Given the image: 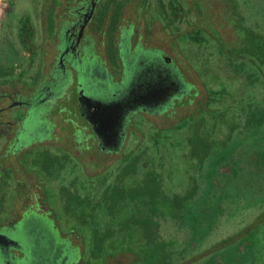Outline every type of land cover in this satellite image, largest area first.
<instances>
[{"label":"rangeland","instance_id":"374dc122","mask_svg":"<svg viewBox=\"0 0 264 264\" xmlns=\"http://www.w3.org/2000/svg\"><path fill=\"white\" fill-rule=\"evenodd\" d=\"M42 1L14 0L2 26L0 108L60 72L66 7L43 19ZM87 28L92 49L68 89L33 103L26 146H13L20 125L0 129V223L38 209L66 264H264V0H98ZM140 48L176 62L187 93L134 114L120 149L104 150L85 108L117 105L99 85L131 83L125 55ZM14 107L0 120L20 122ZM5 231L38 264L32 229Z\"/></svg>","mask_w":264,"mask_h":264},{"label":"flooded vegetation","instance_id":"af4514ba","mask_svg":"<svg viewBox=\"0 0 264 264\" xmlns=\"http://www.w3.org/2000/svg\"><path fill=\"white\" fill-rule=\"evenodd\" d=\"M95 1L96 0H89L88 3H85L87 5L86 7L84 6V10H82V7L71 10V12H73L72 20L65 23L63 44L59 48L57 68L60 72L54 73L51 77V79L54 80V82H51L53 83V88L50 87L47 88V90H42V92H40L42 96H38L39 98L33 97V99L30 100H24L22 97H18L17 99L10 98L9 101H13V103L7 108H0L1 114L6 111L14 110L16 108L14 107L15 105L23 107L22 109H24L20 122L11 119L7 121L0 120V129H3V136L5 137L10 134L9 125H14V123L20 125L21 129L17 130L15 143L13 144L15 148L22 149L23 146H26L25 143L22 142L21 137L25 134L26 124L32 116L30 110L33 103L37 101L38 104H44L45 102H43V100H50V97L53 98L56 94V96H58L63 89H68H65V86L67 87L71 82L69 80L70 70L72 69V71L76 73L75 75L79 73V67L83 61L80 56L90 52L92 49L91 39L93 34L87 33V27L90 22L89 16ZM165 55L164 53L162 57L149 56L147 52L144 50L142 51L140 48L134 53L125 55L128 63V70L133 71L132 74H135L133 75L134 77L131 83H128L130 80L128 81V78L124 75L120 84L113 83L114 87L117 89L114 93H110L109 88L107 89L103 84L99 85L104 93L102 99H104V101H109L111 99L110 96L117 98V102H114V104L117 105H114V108L120 109L118 117H112L113 122H111V124L113 125L110 127V134L112 137L111 145H113L112 148L114 150L111 148V151H117L120 149L119 147L123 145L126 138L127 126L134 114L164 113L168 107L170 108L172 100L173 103L178 102L183 95L187 93L188 85L185 82L179 66ZM91 69L92 67L90 66L89 71ZM99 69H101L100 65L94 67L93 74L94 76L99 75L103 77L99 74ZM139 72H142V74ZM76 81L77 76L74 82ZM79 87L83 93L86 92V88H83V86ZM91 88L95 89V86L90 85V89ZM45 94L46 98L42 99ZM83 100L85 99H80L79 101L82 102ZM92 103L94 104L95 102L93 101ZM92 103L85 108V115L88 119H92L93 113L96 112V108ZM112 113L114 116L115 110L112 111L111 114ZM6 125L8 126V130H4ZM91 128L95 131L94 125H91ZM98 140L99 143H101V140ZM30 209L32 208L29 207V210H27L23 216L21 215L22 217L15 223H0V260L6 258L9 264H26L25 256L22 254L21 244L17 242V238H11L5 231L7 229L19 233L22 224H25L32 229L36 237L38 264H66L67 259L63 255L66 252V250L63 249L64 245H60L53 237L49 239L47 222H45L41 216H36L35 213L39 211L38 209L35 211ZM46 242H48L49 245L46 244Z\"/></svg>","mask_w":264,"mask_h":264},{"label":"crops","instance_id":"0c3cea01","mask_svg":"<svg viewBox=\"0 0 264 264\" xmlns=\"http://www.w3.org/2000/svg\"><path fill=\"white\" fill-rule=\"evenodd\" d=\"M58 1V2H57ZM60 0H43L42 3L40 4L39 7L41 8V17L44 19H49L50 17H52V7L55 4H59L58 8H65L66 7V11L65 12H58L57 14L59 15L58 17L60 18H64V23H68L72 20V14L73 12H71L72 9H77V8H84V6L86 7L89 0H61V2H59ZM25 2V1H24ZM64 4H63V3ZM14 0H0V34L2 33V26L7 18V15L9 12H11L12 7L15 5L14 4ZM68 7V8H67ZM95 16V13H94ZM93 16V17H94ZM33 31V28L31 26H28L27 28V32L29 34H27V38L31 39V32ZM23 32H26L23 31ZM33 38V37H32ZM27 46H31L29 43L27 44ZM29 56V54H28ZM104 82V80L102 81ZM58 96H60V94H58ZM43 98H46V94L45 96H43ZM42 98V99H43ZM49 100V99H48ZM47 99L43 100V102H47Z\"/></svg>","mask_w":264,"mask_h":264},{"label":"water","instance_id":"95a60500","mask_svg":"<svg viewBox=\"0 0 264 264\" xmlns=\"http://www.w3.org/2000/svg\"><path fill=\"white\" fill-rule=\"evenodd\" d=\"M97 3L98 0L95 1L94 6L91 10L90 16H89V21H91V19L94 16L96 7H97ZM84 10V8L82 9ZM84 12V11H82ZM62 60V57H61ZM82 93V97L81 99H85L88 100V102L93 101L92 98L89 99L84 93L83 91ZM93 106H95L96 108V112L93 113L92 115V119H89L92 123V125H94V129L95 132L97 133L99 139L101 140V145L104 148V150H108L111 151L113 148L111 145V141H112V137L110 134V127H112L113 124H111V122H113V118L112 117H118V113H120V109L119 108H114V106H105V107H101L102 104L101 103H97L95 102L94 104L92 103ZM115 110V114L113 116V113L111 114L112 111ZM114 118V120H115ZM112 148V149H111ZM116 148V147H114ZM114 150V149H113Z\"/></svg>","mask_w":264,"mask_h":264},{"label":"trees","instance_id":"16d2710c","mask_svg":"<svg viewBox=\"0 0 264 264\" xmlns=\"http://www.w3.org/2000/svg\"><path fill=\"white\" fill-rule=\"evenodd\" d=\"M232 7H230V5L228 4V12H230L232 14Z\"/></svg>","mask_w":264,"mask_h":264}]
</instances>
